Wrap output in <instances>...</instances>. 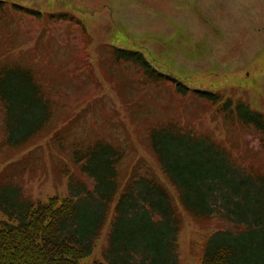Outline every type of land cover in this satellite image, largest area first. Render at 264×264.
Instances as JSON below:
<instances>
[{"label": "rangeland", "instance_id": "374dc122", "mask_svg": "<svg viewBox=\"0 0 264 264\" xmlns=\"http://www.w3.org/2000/svg\"><path fill=\"white\" fill-rule=\"evenodd\" d=\"M0 1V71L30 69L53 104L47 125L16 146L0 99V220L9 216L4 207L73 193L71 177L91 184L74 153L99 140L124 147L123 179L151 164L160 172L149 131L174 119L232 147L236 164L264 171V134L232 127L194 92L244 100L264 115V0ZM115 49L143 54L149 74L135 60H119ZM109 229L82 264L106 261ZM215 230L189 220L179 264H201Z\"/></svg>", "mask_w": 264, "mask_h": 264}, {"label": "trees", "instance_id": "16d2710c", "mask_svg": "<svg viewBox=\"0 0 264 264\" xmlns=\"http://www.w3.org/2000/svg\"><path fill=\"white\" fill-rule=\"evenodd\" d=\"M114 53L119 60H135L149 74L143 54ZM194 92L232 127L264 134V115L246 101H224L216 91ZM0 99L11 145L28 142L52 118L53 104L30 69L0 71ZM149 135V152L160 172L151 164L123 179L124 147L99 140L74 153L90 186L71 177L74 192L67 196L25 200L20 210L4 207L9 216L0 220V264H82L107 225L106 261L94 264H179L180 234L192 219L218 226L209 232L201 264H264V171L236 164L239 156L232 147L175 119L152 127ZM21 190H15L19 198Z\"/></svg>", "mask_w": 264, "mask_h": 264}]
</instances>
